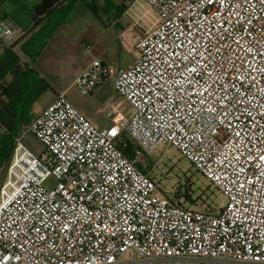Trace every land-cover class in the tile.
<instances>
[{"label":"built area","instance_id":"obj_1","mask_svg":"<svg viewBox=\"0 0 264 264\" xmlns=\"http://www.w3.org/2000/svg\"><path fill=\"white\" fill-rule=\"evenodd\" d=\"M145 1L155 20L131 63L114 72L93 59L75 77L84 95L110 80L119 101L101 113L112 123L61 91L15 136L0 264H264V0ZM18 29L0 13V39ZM128 139L176 147L226 204L172 200L153 177L158 160L142 170Z\"/></svg>","mask_w":264,"mask_h":264},{"label":"rangeland","instance_id":"obj_2","mask_svg":"<svg viewBox=\"0 0 264 264\" xmlns=\"http://www.w3.org/2000/svg\"><path fill=\"white\" fill-rule=\"evenodd\" d=\"M92 1L93 0H84L90 8L92 7ZM94 2L97 7L95 11L96 14L85 6L84 3H80L75 7L73 16L75 18L82 16L81 21H83V26L77 30L76 34H89L91 31H98L99 28H94V25H98L102 31L106 32L108 37L116 35V33L121 31L122 26L125 25L123 20L120 19V21H118L119 24H117L115 19V12H119L117 6L122 3L127 4L126 8L123 9L126 25H131V23L139 21V24L149 28L152 21L155 20L153 14L147 12L146 9L148 6L145 0H94ZM6 5L12 11L18 6L15 0H7ZM70 15H72V13ZM139 17H141L142 20ZM93 21L96 24H92ZM73 26L71 22L63 23L62 29L72 34ZM22 35L26 36L28 34L21 29L17 32L14 40L9 38L0 39V47L3 46V44H12ZM24 43H29L27 46L28 54L24 55L20 48H18V50L22 55L23 61L30 64V66L35 69L34 72L30 74L31 78L33 80L35 79L38 84L47 86L46 90L43 91L35 101H29L28 106L24 109L27 119H34L40 113L42 107L52 100L53 88L58 89L63 87L70 101L79 107L87 117H91L90 112H95L98 108L104 111L111 106V104H116L119 101L120 96L114 90L110 82L104 84V86L96 92V95L82 94L75 84V77L80 73L81 69L79 66L75 65L73 59H71L70 63L63 60L65 56L62 55L64 54L60 55L58 51L55 54L59 56H53L51 48L57 47L58 45L52 43L39 45L38 34L32 36L31 39L28 38ZM66 47L71 48L72 46L71 44H67ZM129 52L128 48H124L122 51L125 59L131 61L133 57ZM69 53L74 56L80 54L83 62L85 61L87 64L91 58V53L86 50L72 49ZM33 60L37 61V65ZM59 61H61L63 65H59V67L51 66L52 63H58ZM111 62H113V66H116V63H118L116 59L113 61L111 60ZM26 129V125H23L21 128L22 131ZM24 142L34 152L38 154L44 152V145L31 133L24 136ZM147 153L153 155L156 161L158 160V164L153 171V177L159 183L161 190L172 198V200L178 201L187 207L209 209L214 212H218V210L226 204L225 194L214 187L209 180L204 178L196 170L192 161L185 157L176 147L168 144H161L153 151H147ZM5 174L6 170L0 168V186L4 182Z\"/></svg>","mask_w":264,"mask_h":264},{"label":"crops","instance_id":"obj_3","mask_svg":"<svg viewBox=\"0 0 264 264\" xmlns=\"http://www.w3.org/2000/svg\"><path fill=\"white\" fill-rule=\"evenodd\" d=\"M7 0H1L0 1V13L6 17L12 18L10 15V12L12 11L8 6L6 5ZM41 0H27V2L33 6L37 2ZM80 3H84L85 6L87 4L84 2V0H63L61 2L62 7L65 8L63 11H54L52 12L46 19L41 21V23L36 24L32 19L27 20L23 24H20L18 21L13 19L18 25L19 29L16 31V34L18 31L21 29L24 32H27L28 35H22L20 38L16 39L12 44H16L15 49L18 50L20 48L21 50V45L28 39L32 38V36L38 34V42L39 45H46V44H54L58 45L57 47H53L52 49V54L53 56H56L58 54H55L57 51L60 55L65 56L63 60L68 61L69 63L71 62V59L74 60L75 65L79 66L81 71L93 60V59H100L110 65L113 69L114 72H116L118 69L127 66L128 64L131 63V61H128L129 59H125L122 51L125 49H129V53L132 55L133 51L135 50L136 43L140 37H142L145 32L148 30L144 25L139 24L138 22L136 23H131V25H126V19H125V14L124 13H118L117 11L115 12V19L116 23L119 24L118 21L123 20L125 23L124 26H122L121 31L116 33V35L111 37H108L106 32L102 31L98 25H94V28H99L98 31H91L89 34H76L77 30L82 27L83 21H81L82 16L79 17H74L73 12L75 11V7L79 5ZM88 7V6H87ZM92 7H96L94 0L92 1ZM91 11H93L90 7H88ZM95 13V11H93ZM72 13V15H70ZM96 14V13H95ZM98 17V16H96ZM141 20L142 18L139 17ZM72 23L73 30L72 34H69L66 32L64 29H62V24L63 23ZM96 24L94 21L92 24ZM16 34L14 37L9 38L14 40L16 37ZM30 43V42H29ZM28 43V44H29ZM25 44V43H24ZM67 44H71V48L66 47ZM10 45V44H8ZM127 47V48H126ZM1 48V53L3 51V46ZM72 49L74 50H86L91 53V58L89 60V63L83 62L82 57L79 55H72L69 53ZM66 51V52H65ZM19 52V50H18ZM0 53V54H1ZM24 55H27L24 53ZM122 55V56H121ZM59 56V55H58ZM68 57V58H67ZM22 59V55H21ZM117 60L118 63H116V66H113V62L111 60ZM23 61V59H22ZM64 61V62H65ZM128 61V62H127ZM25 62V61H23ZM34 63H36V60H33ZM26 63V62H25ZM28 64V63H27ZM37 65V63H36ZM59 65H63L61 61L54 62L52 63L51 66H56L59 67ZM30 64H28V67ZM30 68H32L30 66ZM35 70L34 68H32ZM59 69V68H58ZM80 71V72H81ZM110 80H105L103 81L98 88L91 94V95H96V92L104 86V84L109 83ZM112 85V83L110 82ZM113 87V86H112ZM53 94L51 99L53 100L55 96L61 92L64 91L66 92L63 87H60L58 89L53 88ZM68 97V96H67ZM69 98V97H68ZM50 99V100H51ZM51 100V101H52ZM70 100V99H69ZM50 101V102H51ZM49 102V101H48ZM49 102V103H50ZM46 103L40 112L49 104ZM76 106V105H75ZM79 108V107H78ZM80 109V108H79ZM81 110V109H80ZM86 115V114H85ZM91 117H88L93 123L100 127H105L108 126L112 123V116H108L104 113H101V108H98L95 112H90ZM137 165L144 171H149L155 164L156 160L154 159V156L151 154H148L147 152L139 149L137 152Z\"/></svg>","mask_w":264,"mask_h":264},{"label":"trees","instance_id":"obj_4","mask_svg":"<svg viewBox=\"0 0 264 264\" xmlns=\"http://www.w3.org/2000/svg\"><path fill=\"white\" fill-rule=\"evenodd\" d=\"M62 1L41 0L31 6L27 0H15L18 6L10 12V15L20 24L29 19L39 24L52 12L65 10L62 7ZM126 6V3L118 5V13H123ZM91 8L96 11L97 7ZM16 44H3V51L0 54V168L4 170L12 156L15 136L21 131L23 125L28 126L33 120L25 117L27 115L24 109L29 101H35L47 87L31 78L30 74L34 70L22 61L20 52L15 49ZM28 45V43L21 45V50L25 54H28ZM138 150L139 147L128 139L126 155L129 158H135Z\"/></svg>","mask_w":264,"mask_h":264}]
</instances>
